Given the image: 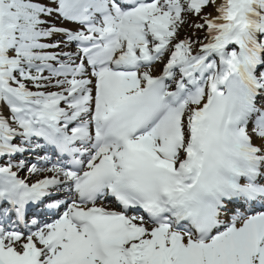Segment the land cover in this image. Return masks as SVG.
Returning <instances> with one entry per match:
<instances>
[{
	"label": "snow or ice",
	"instance_id": "6c2138e0",
	"mask_svg": "<svg viewBox=\"0 0 264 264\" xmlns=\"http://www.w3.org/2000/svg\"><path fill=\"white\" fill-rule=\"evenodd\" d=\"M0 264H264V0H0Z\"/></svg>",
	"mask_w": 264,
	"mask_h": 264
}]
</instances>
